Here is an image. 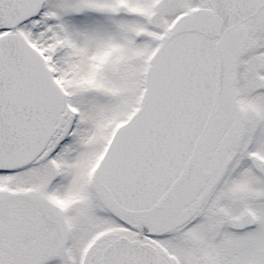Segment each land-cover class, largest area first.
<instances>
[{"label":"snow or ice","instance_id":"6c2138e0","mask_svg":"<svg viewBox=\"0 0 264 264\" xmlns=\"http://www.w3.org/2000/svg\"><path fill=\"white\" fill-rule=\"evenodd\" d=\"M0 264H264V0H0Z\"/></svg>","mask_w":264,"mask_h":264}]
</instances>
